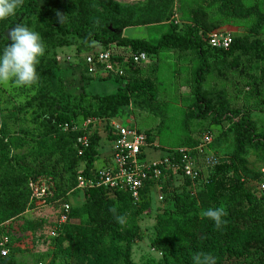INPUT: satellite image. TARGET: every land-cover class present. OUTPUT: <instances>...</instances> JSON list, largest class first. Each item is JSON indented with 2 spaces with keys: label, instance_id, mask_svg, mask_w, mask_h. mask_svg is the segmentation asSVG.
<instances>
[{
  "label": "rangeland",
  "instance_id": "1",
  "mask_svg": "<svg viewBox=\"0 0 264 264\" xmlns=\"http://www.w3.org/2000/svg\"><path fill=\"white\" fill-rule=\"evenodd\" d=\"M111 2L115 6L113 10L106 3L80 9L76 24L93 23L117 41L128 38L155 43L167 32L183 33L195 27L191 11L196 7L202 9L209 24L215 25L211 32H225L232 38L248 36L257 13L264 18V0H239V3L232 0ZM199 34L203 40L206 38L201 31ZM256 39L264 44V20L259 34L251 37V40ZM90 47L92 42L87 41L81 48L84 52ZM204 48L210 69L204 88L211 95L215 108L206 118L199 116L195 105L193 73L198 67V60L194 53L191 50H166L157 59L151 56L148 63L138 67L129 105L119 109L112 117H94L105 121L100 125H91L85 131L89 140L97 139L98 153L92 165L99 168L110 159L108 135L112 121L117 124L131 123L139 131L149 133L150 143L160 151L154 157L165 150L197 146L202 135L206 134L212 140L208 151L216 158H225L233 157L236 152L234 124L245 120V129L250 136L246 137L243 151L238 153L234 165L225 162L218 170L221 189L191 183L169 174L163 185L164 201L158 203L152 196L149 205L134 214L139 234L130 245L121 239L126 236L127 218L132 213L126 214L124 224L118 223L114 227L113 237L103 233L100 238L97 226L100 215L91 204L93 196L73 194L70 197L68 219L65 226L62 225V232L57 231L60 226L57 209L27 202L21 211L0 222V242L7 240L10 244L8 258L15 264H182L181 261L183 264H194L192 255L156 249L154 242L158 232L164 231L174 243L176 235L169 230L177 222L181 223L186 213L188 217L197 218L198 227L213 224V230L216 228L214 221L202 217L200 213L208 208L223 206L227 216L235 219L232 223L239 237L214 249L211 255L215 257L216 264H264V257L256 251H247L244 244V236L254 229V222L247 216L249 203L226 188L236 170L243 187L255 198L256 212L264 215V198L259 190V186L264 184V57L255 58L252 54L241 53L223 57L219 52L206 49V44ZM73 52L72 48H66L59 55L63 57ZM232 60L246 62L250 77L231 70L229 62ZM59 66V74L70 91L77 93L84 90L88 96H96L114 94L118 89L117 84L109 80L80 81L78 72L70 67L66 69L63 62ZM220 74H224L226 79L222 80ZM37 88L0 85L3 140L14 139L17 142L15 148L11 147L10 155L21 158L14 165L18 173L24 177L37 172L46 173L56 180L60 188L66 189L73 185V174L83 170L87 163L78 159L72 168L69 153L53 150L57 135L67 130L47 133L40 111L24 107ZM218 89H221L220 95L216 96L213 91ZM143 108H150L159 118L146 114L141 110ZM214 118L219 123H214ZM74 122L78 128H84L81 118ZM75 157L80 156L76 153ZM116 204L121 206L119 201ZM95 235L97 246L103 251L102 259H97L92 251L87 253L85 261L78 259L74 244L90 243Z\"/></svg>",
  "mask_w": 264,
  "mask_h": 264
},
{
  "label": "trees",
  "instance_id": "2",
  "mask_svg": "<svg viewBox=\"0 0 264 264\" xmlns=\"http://www.w3.org/2000/svg\"><path fill=\"white\" fill-rule=\"evenodd\" d=\"M153 1L157 0H150V2ZM232 1L239 3V0ZM103 3H106L111 10L115 8L111 0H24L23 5L17 9L16 14L11 16L9 20H1L2 25L0 26V54H2L3 49L11 43L8 38V32L17 25L27 26L29 29L40 34L46 50L44 56L40 58V63L37 65L39 84L36 93L24 107L34 111H40L43 115V126H45L49 134L62 129L61 127L65 124L71 127L66 132L57 135L56 141L53 142V150L69 153L71 155L72 168L77 164L78 159L85 160L87 164L83 168V174L90 176L96 169V167L92 165V161L98 153L97 139L89 140V148L82 156L76 158L75 155L77 152L75 149V142L80 133L72 130V124L74 120L80 118L83 120L94 117H112L119 109L129 105L130 92L135 80L134 75L138 72L139 66L134 69H126V77L128 80L125 83L124 80L120 78H112L110 76L106 78H92L87 75L86 66L80 65L79 67H74L72 63L68 64L64 61H60L58 56L63 49L72 48L74 51L73 53H81L84 50L81 47L87 41H91L92 47L84 51L89 53L96 50V48H105L108 44L115 42L122 48L130 47L132 52H143L156 59L161 52L166 50H191L198 60V67L193 73V94L197 112L199 116L204 119L206 115L215 110L212 97L204 88L210 69L205 55L206 50L204 46L206 43L201 34H199L201 31L206 36V34L213 30L215 25L207 22L206 15L202 9L196 7L191 11L195 27L188 28L183 33H176L173 31L167 32L155 43H150L140 39L128 38H122L117 41L113 35L108 34L105 30L93 23L76 24L80 9L86 7L91 8L92 6H98ZM59 16H62V23L59 22ZM263 20V15L257 13L255 24L248 36L243 38H232V44L226 51H212L219 52L223 57H232L236 53H241L243 55L252 54L255 58L264 57V44L257 39L251 40V37L259 34ZM147 21L148 20H143V22ZM206 49L211 50L209 47ZM61 62L65 63L66 69L70 67L73 71L78 72L80 81L109 80L117 84L118 89L114 94L96 96H88L84 90L77 93L76 91H70L64 85L59 74V65ZM152 65L153 62L151 63V66ZM229 67L243 77H250L247 74L248 65L244 61L232 60L229 62ZM220 77L222 80L226 79L224 74H220ZM220 91L221 89H218L217 92L213 91V94L219 96ZM141 110L145 111L146 114L159 118L150 108H143ZM213 120L214 123H219L217 118ZM161 124L162 121L160 122V125ZM245 126H247L245 120L234 124L235 154L233 157L218 158L219 165L215 167L210 174L209 182L201 183L202 185L204 184L207 187L218 186V188L221 189V180L217 177V172L225 162L234 165V161L238 159V153L243 151L246 137L250 136ZM142 133L146 135L148 142H150L149 133ZM3 135L2 129V138H0V222L9 218L14 213L21 211L26 203L29 202L30 192L28 189V182L31 178L40 176L51 177L56 187V197L63 198V201L68 203L69 198L66 197V194L75 186L77 173L75 175L73 174L71 177L73 179V185L66 189L60 188L56 180L46 173L37 172L29 177H24L14 168V165L18 164L21 158L19 156L10 155L11 147L15 148L17 142L14 139L4 142ZM112 138L113 136L109 132L108 141H111ZM234 173L232 182L226 188L247 200L249 203L247 216L254 222L253 231L246 237L244 236L245 247L247 251H256L264 257V215L256 212L255 198L243 187L240 176L237 174L236 170H234ZM168 175H166V177ZM185 180L189 182L188 179L185 178ZM223 188H225V186ZM90 196H93V201L91 203L93 209L98 211L100 215L97 220V226L100 228V238L103 233H107L113 237L115 235L114 227L118 225L115 215L126 217L127 213H132V216L127 218L126 224L128 230L126 231V236L122 238L121 241L130 245L138 238L139 229L134 214L143 207L149 205L152 198L149 190H144L142 199L137 204H134L130 196L125 192L117 193L110 197L105 191L98 189L92 191L88 197ZM118 201L121 204L120 207L116 204ZM113 206L116 208L115 215L109 211ZM224 219L227 221L226 225H223L220 229L215 228L212 230L211 225L213 224H209V226L205 228L198 227L197 218L188 217L186 213L184 214L182 222H177L174 226H171L169 230H172L176 235L174 243L164 231L160 230L158 232V238L154 242V246H156V249L163 250L164 252L172 253L176 250L175 252H179L182 255L187 254L193 257H195L197 253H207L211 255L214 249L223 245V243H232L239 237L238 230L232 223L235 220L233 216H227V218ZM63 226H65V224ZM63 226L57 229V231L62 232ZM96 238L97 235L93 237L90 243L79 242V245L74 244L77 248L75 253L78 259L85 261L87 253L91 251L97 259H102L103 251L99 250ZM6 247L10 249V244H6ZM8 257L9 253L5 257L0 256V264H15L14 261ZM126 261H128V259H126ZM127 263L131 264L130 262ZM181 263L183 264V261H181Z\"/></svg>",
  "mask_w": 264,
  "mask_h": 264
},
{
  "label": "built area",
  "instance_id": "3",
  "mask_svg": "<svg viewBox=\"0 0 264 264\" xmlns=\"http://www.w3.org/2000/svg\"><path fill=\"white\" fill-rule=\"evenodd\" d=\"M204 41L211 50H228L232 44V37L225 32H210L206 34ZM148 56L143 52H132L130 47L122 48L115 42L105 48L86 53H73L58 56L60 61L72 63L74 67L80 65L87 67V75L95 78H120L127 82L126 69L136 68L148 63ZM104 119H83L84 128H78L72 124V130L80 134L76 138L75 149L78 156H82L89 148V138L86 128L91 125H100ZM68 130L67 124L61 127ZM3 112L0 106V138H2ZM110 133L113 138L110 141V159L105 160L102 167L96 168L93 174L84 175L83 170L76 175L75 186L68 191L66 197L70 199L73 194L83 197L89 196L94 190L101 189L108 196L117 193H127L132 202L137 204L141 201L144 190L154 196L156 202L164 201L163 184L166 175L186 178L191 183H208L211 170L219 165L218 158L212 156L208 148L212 140L203 134L197 146L190 148L177 147L160 152L156 145L148 142L144 133L131 123L117 124L112 121ZM206 175V176H205ZM30 192L29 203L43 205L52 210L59 211V228L67 222L70 210L69 201L56 197V187L51 177L40 176L31 178L28 182ZM264 197V184L259 186ZM67 198V199H68ZM57 206V207H55ZM7 240L0 242V256L5 257L9 253L6 247Z\"/></svg>",
  "mask_w": 264,
  "mask_h": 264
},
{
  "label": "clouds",
  "instance_id": "4",
  "mask_svg": "<svg viewBox=\"0 0 264 264\" xmlns=\"http://www.w3.org/2000/svg\"><path fill=\"white\" fill-rule=\"evenodd\" d=\"M24 0H0V20H5L16 14ZM59 15V14H58ZM62 23V16H59ZM9 43L0 54V85H15L17 88H33L39 84L37 65L45 54V44L39 33L24 25H17L8 32ZM116 214V208L109 209ZM200 215L214 221L215 227L220 229L227 224L224 217L226 209L221 207L202 210ZM118 223L124 224L125 217L115 215ZM194 264H216L215 257L207 253H197Z\"/></svg>",
  "mask_w": 264,
  "mask_h": 264
}]
</instances>
